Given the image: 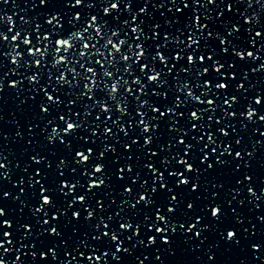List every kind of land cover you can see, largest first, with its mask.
<instances>
[{
  "label": "snow or ice",
  "instance_id": "obj_1",
  "mask_svg": "<svg viewBox=\"0 0 264 264\" xmlns=\"http://www.w3.org/2000/svg\"><path fill=\"white\" fill-rule=\"evenodd\" d=\"M132 2L38 0L50 11L18 21L0 12L11 65L0 100L30 87L23 123L0 127V143L23 145L18 191L0 190V264H189L175 259L185 250L199 264H264V214L257 237L243 210L264 199V89L250 79L264 73V18L248 11L264 0H167L160 19L164 0ZM12 166L0 151V181Z\"/></svg>",
  "mask_w": 264,
  "mask_h": 264
},
{
  "label": "water",
  "instance_id": "obj_2",
  "mask_svg": "<svg viewBox=\"0 0 264 264\" xmlns=\"http://www.w3.org/2000/svg\"><path fill=\"white\" fill-rule=\"evenodd\" d=\"M49 2L51 3L52 0H49ZM57 2H60V0H57ZM99 2V0H98ZM126 2V0H125ZM156 2H160V0H156ZM35 3L36 7L33 8L31 7V5ZM164 4L165 7L159 9L157 12L154 13V16L156 19H160V12L164 13L165 17L170 16L171 14L167 11L168 8V4H167V0H164ZM132 8V11H137L139 6H143V0H133L132 4L130 5ZM245 5L243 3H241L239 5V10H244ZM27 12L28 16H33L36 15L37 13L43 15L46 11H50V9L45 8V6L43 5H39L38 0H16V8L13 9V5L11 3V0H9V4L8 5H3L0 4V12H7L8 15H12L13 11L16 12V16L14 17L15 21H18L19 16L20 15H25V11ZM79 10V9H77ZM149 10H151V3L149 4ZM65 12H68L70 14V12L72 11L71 9L65 8L64 9ZM85 11H87L89 14H96L97 11H99V9H86ZM202 11H207L209 15H213L215 16V12L216 9L214 7H211L207 10H203ZM249 12L252 11H256L260 14V16L262 18H264V8L259 7L258 5H256L255 3L252 5L251 9H248ZM121 13L122 16L121 18H126L130 16V13L125 12L123 10V6H121ZM66 24V22H65ZM7 50V49H5ZM19 50V49H18ZM264 55V54H262ZM253 66H255V64H253ZM11 67V65L8 63V61H2L0 62V74H2L4 71H7L9 68ZM18 71H23L22 68L17 69ZM47 70V69H46ZM125 77L127 78L126 74ZM253 82V84L256 86V88L258 89H264V73H257L254 76H252L250 78ZM41 84L44 83V80L42 79L40 81ZM23 91L21 93V96L19 98L15 97L14 95V90L12 89H7V95L4 96L3 100H0V115H3L4 117V122L0 123V127H2L5 131H9L11 132L14 128V126L10 123V121L12 119H16L17 121H19L21 124L24 121V117H25V113H21L17 110V101L18 99H22L24 96L29 94L30 91V87L29 85H27V83H25L24 85H22ZM252 92L246 93L247 95H251ZM37 95L40 96L42 95V93L37 92ZM27 106V102L26 104L23 106L26 108ZM61 108H63V105H61ZM255 119V118H254ZM38 127H42V123L37 121L36 122ZM235 123V122H234ZM111 127V125H109ZM252 125H249V128ZM256 127H259V124H256ZM264 130V129H262ZM50 131L49 129H45V132ZM245 135V142H247L248 136L247 134ZM254 138H259L258 134L256 137ZM38 140H40L41 143H43V138L42 136L38 137ZM23 145L21 144H17L16 142H9L8 144H2L0 143V151H2L4 153V155H7L9 157V160L12 163V168H10V175L12 177L11 181H0V190H10L13 193L18 191V189H13L12 188V182H14L18 176H19V169L16 167V164L18 161H20V150L22 148ZM258 174H259V165H258ZM259 194V193H258ZM245 196L247 195L246 193L244 194ZM241 197H237V199H240ZM116 201L117 203H119V198L116 197ZM3 204H8L9 207H12L15 209L16 212H23V214L25 216H27L29 214L28 212V208L25 207L23 209H19L16 207V204H14L11 200L5 198L4 201H2ZM258 203H260L262 206L260 209H253L251 212H249L247 209L251 208V205H248L246 208H244V212L245 215L247 217V220L245 222V227H250V224H255L256 228H257V237H259V230L261 229V225L257 224L255 217L257 215H261L264 214V199L258 201ZM232 207H236V204L234 203L232 205ZM115 209V205H112L111 208L109 209V211ZM125 214H127V209H125ZM250 221V223H249ZM206 236H208V240L206 241V244L211 243L214 239H216L214 234H210V233H205ZM198 241H194L193 242V247H195V243H197ZM206 245H202L201 248H204ZM186 248V246H184ZM141 253H143L144 255H150L152 253H155V249L154 248H149L147 250L143 249L142 247H137L135 254L136 255H140ZM99 254V253H97ZM202 253L198 250V251H193V252H188V251H182L180 253V255L175 258V259H183L189 262V264H199V262L195 259L196 256L201 255ZM250 258L252 256L251 253H246ZM174 259V258H167L165 259V257L162 256V260L164 261V264H170V261ZM222 259H229L228 257H224ZM147 264H152V261L150 260L149 262H147ZM230 264H237V260L235 256H232L230 259ZM251 264H260V261L258 260H251Z\"/></svg>",
  "mask_w": 264,
  "mask_h": 264
}]
</instances>
